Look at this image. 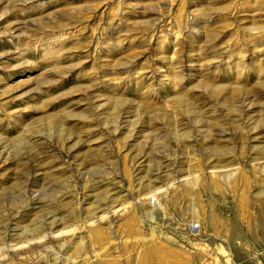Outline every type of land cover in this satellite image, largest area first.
Instances as JSON below:
<instances>
[{"label":"rangeland","instance_id":"obj_1","mask_svg":"<svg viewBox=\"0 0 264 264\" xmlns=\"http://www.w3.org/2000/svg\"><path fill=\"white\" fill-rule=\"evenodd\" d=\"M0 264H264V0H0Z\"/></svg>","mask_w":264,"mask_h":264}]
</instances>
